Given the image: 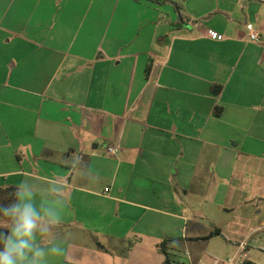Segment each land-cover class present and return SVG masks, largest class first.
I'll use <instances>...</instances> for the list:
<instances>
[{
    "label": "crops",
    "instance_id": "crops-1",
    "mask_svg": "<svg viewBox=\"0 0 264 264\" xmlns=\"http://www.w3.org/2000/svg\"><path fill=\"white\" fill-rule=\"evenodd\" d=\"M58 177L51 264H164L166 240L170 264L262 249L264 221L233 215L264 200V0H0V192Z\"/></svg>",
    "mask_w": 264,
    "mask_h": 264
},
{
    "label": "clouds",
    "instance_id": "clouds-1",
    "mask_svg": "<svg viewBox=\"0 0 264 264\" xmlns=\"http://www.w3.org/2000/svg\"><path fill=\"white\" fill-rule=\"evenodd\" d=\"M68 161L91 178V171L80 167L86 163L82 156L73 155ZM38 191L37 185L23 180L10 194L11 202L0 204V264H51L65 255V242L56 231L69 207L65 180H52L46 196L38 198Z\"/></svg>",
    "mask_w": 264,
    "mask_h": 264
},
{
    "label": "rangeland",
    "instance_id": "rangeland-1",
    "mask_svg": "<svg viewBox=\"0 0 264 264\" xmlns=\"http://www.w3.org/2000/svg\"><path fill=\"white\" fill-rule=\"evenodd\" d=\"M253 190H257L258 192H260L263 196H264V180H261L260 183H257L255 188ZM192 205H197V203H193ZM250 205H253V207H249V208H243V209H238L233 217H237V216H244L245 214H252L253 217H256V224H259L261 221H264V200L260 201V200H254ZM255 207V208H254ZM256 208H258L257 210L261 211V213H256ZM232 217V218H233ZM226 219V215H223L220 222L222 223L221 226L224 227V229L227 230V228H225L227 225V223L225 222ZM226 225V226H225ZM229 227V226H228ZM260 230L254 235V239L256 241H260L263 243V248H251L250 249V257L257 263V264H264V225L262 224L261 226L259 225ZM227 233V232H226ZM228 235V234H227ZM221 240V241H220ZM224 241V239H223ZM216 243L218 242H222V239H217V241H215ZM229 253H231L229 251L228 248L225 247V245H223V243L221 244H216L213 249H211L208 254L204 255V264H222V262L220 260H223L227 255H229Z\"/></svg>",
    "mask_w": 264,
    "mask_h": 264
},
{
    "label": "built area",
    "instance_id": "built-area-1",
    "mask_svg": "<svg viewBox=\"0 0 264 264\" xmlns=\"http://www.w3.org/2000/svg\"><path fill=\"white\" fill-rule=\"evenodd\" d=\"M205 35L207 38H210L212 40H220L222 37L211 30L205 31ZM249 38L252 42L254 43H260L261 42V37L259 32L254 29L252 26H249ZM120 148L117 146H107L105 148V151L107 155L109 156H116L119 152ZM109 189H106L105 192H108ZM260 229H258L259 231ZM248 248H249V239H245L242 242H240L236 250L225 260L221 261L222 264H248L249 262V256H248ZM184 255L187 257L185 260H180L176 264H194L191 255L188 251L184 253Z\"/></svg>",
    "mask_w": 264,
    "mask_h": 264
},
{
    "label": "trees",
    "instance_id": "trees-1",
    "mask_svg": "<svg viewBox=\"0 0 264 264\" xmlns=\"http://www.w3.org/2000/svg\"><path fill=\"white\" fill-rule=\"evenodd\" d=\"M213 91L217 94H219L222 91V87L221 86H214L213 87ZM218 111V109L216 108V112ZM15 190V188H8L4 191L0 192V204H8L11 202L12 197L10 196V194ZM213 235H220V231H217L215 233H213ZM169 240L164 241L160 246L159 249L161 250V252L166 255V260L164 264H170L169 259L167 258L168 255V251H167V244H168Z\"/></svg>",
    "mask_w": 264,
    "mask_h": 264
}]
</instances>
